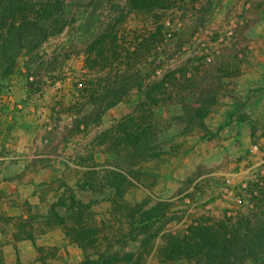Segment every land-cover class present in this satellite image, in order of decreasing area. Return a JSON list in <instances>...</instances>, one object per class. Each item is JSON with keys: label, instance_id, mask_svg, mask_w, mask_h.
Instances as JSON below:
<instances>
[{"label": "rangeland", "instance_id": "rangeland-1", "mask_svg": "<svg viewBox=\"0 0 264 264\" xmlns=\"http://www.w3.org/2000/svg\"><path fill=\"white\" fill-rule=\"evenodd\" d=\"M63 10L0 76V264H218L264 242V0Z\"/></svg>", "mask_w": 264, "mask_h": 264}, {"label": "trees", "instance_id": "trees-1", "mask_svg": "<svg viewBox=\"0 0 264 264\" xmlns=\"http://www.w3.org/2000/svg\"><path fill=\"white\" fill-rule=\"evenodd\" d=\"M15 3L20 12L18 22L10 24L6 18L0 22V76L10 74L18 58H29L44 41L59 34L65 23L63 0H15ZM131 88L121 85L112 89V98L105 109L125 100ZM92 112L101 113L94 108ZM259 238L252 237L240 246L224 248L218 264H244L249 258L264 254V242Z\"/></svg>", "mask_w": 264, "mask_h": 264}, {"label": "crops", "instance_id": "crops-1", "mask_svg": "<svg viewBox=\"0 0 264 264\" xmlns=\"http://www.w3.org/2000/svg\"><path fill=\"white\" fill-rule=\"evenodd\" d=\"M1 103H3V102H2V101H0V105H1ZM3 105H4V104H3ZM0 108H1V111H2L1 113H2V114H3L4 112H6V111H7V110H4V109H3V108H4L3 106H2V107L0 106ZM2 116H3V115H2Z\"/></svg>", "mask_w": 264, "mask_h": 264}]
</instances>
